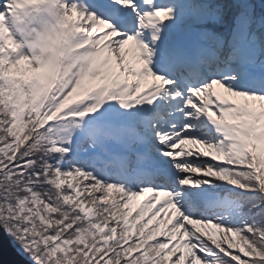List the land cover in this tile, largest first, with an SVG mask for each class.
<instances>
[{
	"label": "snow or ice",
	"instance_id": "1",
	"mask_svg": "<svg viewBox=\"0 0 264 264\" xmlns=\"http://www.w3.org/2000/svg\"><path fill=\"white\" fill-rule=\"evenodd\" d=\"M0 226L29 264H264V0H0Z\"/></svg>",
	"mask_w": 264,
	"mask_h": 264
},
{
	"label": "water",
	"instance_id": "2",
	"mask_svg": "<svg viewBox=\"0 0 264 264\" xmlns=\"http://www.w3.org/2000/svg\"><path fill=\"white\" fill-rule=\"evenodd\" d=\"M0 264H29L14 247L2 226H0Z\"/></svg>",
	"mask_w": 264,
	"mask_h": 264
},
{
	"label": "rangeland",
	"instance_id": "3",
	"mask_svg": "<svg viewBox=\"0 0 264 264\" xmlns=\"http://www.w3.org/2000/svg\"><path fill=\"white\" fill-rule=\"evenodd\" d=\"M12 239V238H11ZM12 242H13V239H12ZM14 244V243H13ZM16 247V246H15ZM18 249V247H16Z\"/></svg>",
	"mask_w": 264,
	"mask_h": 264
},
{
	"label": "trees",
	"instance_id": "4",
	"mask_svg": "<svg viewBox=\"0 0 264 264\" xmlns=\"http://www.w3.org/2000/svg\"><path fill=\"white\" fill-rule=\"evenodd\" d=\"M10 238H12V237H10ZM12 240V239H11ZM15 245V244H14ZM16 247H18L17 245H15Z\"/></svg>",
	"mask_w": 264,
	"mask_h": 264
}]
</instances>
